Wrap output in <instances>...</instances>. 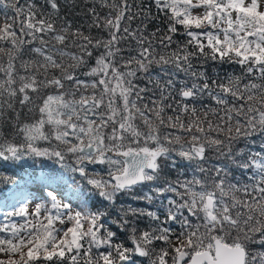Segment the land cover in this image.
<instances>
[{
	"label": "trees",
	"instance_id": "obj_1",
	"mask_svg": "<svg viewBox=\"0 0 264 264\" xmlns=\"http://www.w3.org/2000/svg\"><path fill=\"white\" fill-rule=\"evenodd\" d=\"M263 37L242 0H0V264H179L216 238L264 264ZM118 147L157 153L142 182L114 181ZM51 199L78 233L41 252L16 236Z\"/></svg>",
	"mask_w": 264,
	"mask_h": 264
},
{
	"label": "rangeland",
	"instance_id": "obj_2",
	"mask_svg": "<svg viewBox=\"0 0 264 264\" xmlns=\"http://www.w3.org/2000/svg\"><path fill=\"white\" fill-rule=\"evenodd\" d=\"M242 2L245 7H248V9L252 8L254 5L258 8V10H264V0H242ZM204 9V5L197 2L196 5L191 8L193 13L192 15L194 17H197V20H206L209 18V13L204 12ZM196 15L201 16L198 17ZM233 15H236V13H233ZM261 44L264 46V37L261 39ZM32 150L41 154H44L46 152L41 148H32ZM130 151H145L148 152L149 157H154V155L157 154L156 152H150L147 149L132 150L121 149L119 147L116 148L113 152L115 153V155H120L127 154ZM37 202L38 200H31L27 202V216L26 218L21 219L22 228L19 230L16 238H21L24 241L27 240L29 236L34 237L33 240L32 238H29V243L35 245L34 242L37 241L36 247L32 248L39 249L41 252L50 245L56 246V241L60 240L63 244L66 245L67 243H69V241L76 240V236L78 233L76 229L77 226L76 224H74L75 221L69 219V217L71 216L67 214V211H65V209L57 208L55 202L52 199L48 207L45 206V204L42 205L38 204ZM51 246L49 247V249L51 248Z\"/></svg>",
	"mask_w": 264,
	"mask_h": 264
},
{
	"label": "water",
	"instance_id": "obj_3",
	"mask_svg": "<svg viewBox=\"0 0 264 264\" xmlns=\"http://www.w3.org/2000/svg\"><path fill=\"white\" fill-rule=\"evenodd\" d=\"M81 151H94L91 145L82 146ZM124 169L122 172L115 173L112 178L121 187L131 186L144 180V170L149 166L150 157L145 151H130L122 154ZM207 207L213 208V199L207 197ZM211 213V212H210ZM215 252L212 255L208 250L197 252L188 261L186 254L181 253L178 258L180 264H245L246 252L241 246H232L222 242L220 238L214 240ZM122 262V261H121ZM119 262L118 264H121Z\"/></svg>",
	"mask_w": 264,
	"mask_h": 264
},
{
	"label": "flooded vegetation",
	"instance_id": "obj_4",
	"mask_svg": "<svg viewBox=\"0 0 264 264\" xmlns=\"http://www.w3.org/2000/svg\"><path fill=\"white\" fill-rule=\"evenodd\" d=\"M153 156L152 157H150V163H149V165H151L152 164V162H153ZM123 171V170H122ZM122 171H120V172H122ZM206 250H208L212 255H214V252H215V248H214V246H213V249L212 250H210V249H206ZM198 252H200V251H198ZM195 253H197V252H195ZM195 253H193V254H195ZM192 254V255H193ZM191 255V256H192ZM191 256L189 257V258H187V256H186V259L184 260V261H188L190 258H191ZM245 259H246V257H245ZM204 264H206V263H204Z\"/></svg>",
	"mask_w": 264,
	"mask_h": 264
}]
</instances>
